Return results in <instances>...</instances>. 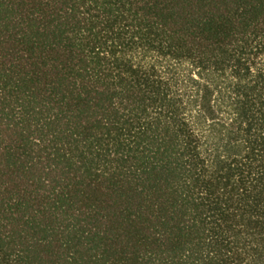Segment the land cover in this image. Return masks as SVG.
Instances as JSON below:
<instances>
[{"label":"trees","instance_id":"trees-1","mask_svg":"<svg viewBox=\"0 0 264 264\" xmlns=\"http://www.w3.org/2000/svg\"><path fill=\"white\" fill-rule=\"evenodd\" d=\"M0 264H264V0H0Z\"/></svg>","mask_w":264,"mask_h":264}]
</instances>
